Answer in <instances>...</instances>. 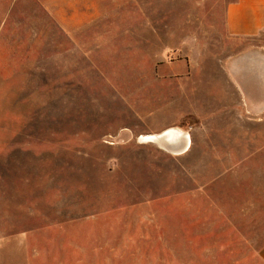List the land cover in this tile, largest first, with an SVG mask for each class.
Masks as SVG:
<instances>
[{
  "label": "rangeland",
  "instance_id": "obj_1",
  "mask_svg": "<svg viewBox=\"0 0 264 264\" xmlns=\"http://www.w3.org/2000/svg\"><path fill=\"white\" fill-rule=\"evenodd\" d=\"M65 1L71 29L0 1V264H264V34L234 0ZM168 127L188 149L139 142Z\"/></svg>",
  "mask_w": 264,
  "mask_h": 264
},
{
  "label": "crops",
  "instance_id": "obj_2",
  "mask_svg": "<svg viewBox=\"0 0 264 264\" xmlns=\"http://www.w3.org/2000/svg\"><path fill=\"white\" fill-rule=\"evenodd\" d=\"M19 1L20 0H7V5L10 6L11 3H15ZM47 2L48 3L46 4V6L54 10L53 13L56 17L58 24L62 25L65 28L69 27L70 29L75 27V25H77L78 23L77 22L78 14L76 9L77 7L71 10L72 11L71 15H68L67 14L68 8L66 6L65 0H47ZM64 3L65 5H63ZM4 23L5 22L2 21L0 22V35L3 34ZM225 27L230 35L238 38H254L263 35L264 34V0H234L228 3V5L225 8ZM40 28L41 27H38V31L40 30ZM32 32L33 34H35V28H33ZM79 44L80 43H78V47L80 46ZM70 56L76 57V55L74 54H71ZM82 56L87 57L83 53ZM33 58L34 60L32 65L36 68L35 71H40V67L45 69L44 68L46 67L45 65L49 66L51 64V59H50L51 54L49 55L37 51L36 54H34ZM61 58H64V56H58L57 58L53 59L55 60L53 66L65 65L60 63ZM260 256L264 259V245L260 250Z\"/></svg>",
  "mask_w": 264,
  "mask_h": 264
},
{
  "label": "bare ground",
  "instance_id": "obj_3",
  "mask_svg": "<svg viewBox=\"0 0 264 264\" xmlns=\"http://www.w3.org/2000/svg\"><path fill=\"white\" fill-rule=\"evenodd\" d=\"M138 139L141 143H157L166 151L169 150L174 153H181L188 149L191 141L190 135L177 127H168L159 133L140 135Z\"/></svg>",
  "mask_w": 264,
  "mask_h": 264
}]
</instances>
